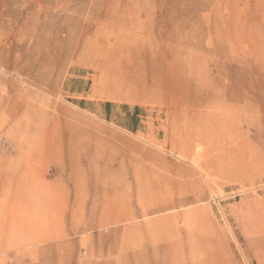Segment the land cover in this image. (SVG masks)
I'll list each match as a JSON object with an SVG mask.
<instances>
[{"label": "rangeland", "instance_id": "rangeland-1", "mask_svg": "<svg viewBox=\"0 0 264 264\" xmlns=\"http://www.w3.org/2000/svg\"><path fill=\"white\" fill-rule=\"evenodd\" d=\"M152 48L189 113L105 91ZM0 264H264V0H0Z\"/></svg>", "mask_w": 264, "mask_h": 264}, {"label": "bare ground", "instance_id": "bare-ground-1", "mask_svg": "<svg viewBox=\"0 0 264 264\" xmlns=\"http://www.w3.org/2000/svg\"><path fill=\"white\" fill-rule=\"evenodd\" d=\"M119 39H122L123 43L126 42L125 39H123V37H121ZM135 40H137V41H139V43H141L140 44L141 49H143V50L147 49L148 50V48H151V45H149L150 44L149 42L146 45H149L150 47H145V43L143 41L144 40L143 34H140L139 37H135L133 41H135ZM149 51H150V59H149V62L147 65L141 66V64H140V66L135 68V71L132 69L130 71H127L126 69L123 70V69H119V67H118V70L114 74L113 81L111 80L112 82L109 83V86L108 85L106 86L108 88L105 91L108 94L116 95V96L118 94L123 98L131 99V100L136 101V102L151 103V104H162L163 106H165L167 109L170 110L171 114H174V115L179 114L181 111H183L185 113H187L188 111L190 112L191 108L195 107L197 104L198 99L196 97L195 90L199 86V81H197V75H196L198 71L196 69V65H194L195 63L193 61L194 60L193 56L189 54V56H186L183 59L182 56L176 52L175 55L171 54L170 59H169L165 55L166 51L160 52L159 50H157V48L156 49L152 48ZM188 116H189V121H192L194 123V121H195L194 116L193 115H188ZM47 154H50V153L47 151ZM21 183H22V180L19 181V183L17 182V185H15V189H16L15 192H17V194H19V189L17 187L22 188ZM10 193H11V191H10ZM140 193H141V191H140ZM15 199H14V201H15L14 203H16V200H17V199L15 200ZM122 200H124V199H122ZM136 201H137V199H136ZM138 203L144 205L145 201H143V199H138ZM163 206H165V205H163ZM139 210H140V208H139ZM164 210L165 209L163 207L162 208L156 207V209H152V211L150 213H159V212H163ZM141 211H142V209H141ZM12 212H14V211H12ZM56 212H54V213H56ZM11 214H13V213H11ZM14 215L16 216V214H14ZM129 218H130V216L128 218L124 217L123 219L126 220ZM166 219L167 218L164 217L161 220L159 219L158 221L163 222ZM11 220H12V218H11ZM17 224H18V222H17ZM17 224H15V225H17ZM154 224H156V222ZM10 225H12V222H10ZM13 225H14V223H13ZM17 228H18V226H17ZM27 229H29V228H27ZM51 235H52V232L48 231V230H47V233H45V236L43 235L46 243H48L49 240L52 239ZM28 237H32V236H28ZM30 244H31V242H30ZM44 246H47V245H44Z\"/></svg>", "mask_w": 264, "mask_h": 264}]
</instances>
